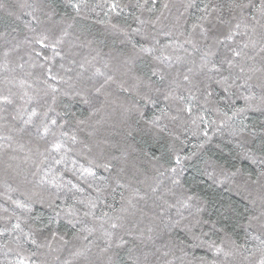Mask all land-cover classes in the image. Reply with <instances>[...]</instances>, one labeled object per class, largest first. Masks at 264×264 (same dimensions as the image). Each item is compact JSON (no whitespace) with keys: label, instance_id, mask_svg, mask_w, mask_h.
Wrapping results in <instances>:
<instances>
[{"label":"snow or ice","instance_id":"1","mask_svg":"<svg viewBox=\"0 0 264 264\" xmlns=\"http://www.w3.org/2000/svg\"><path fill=\"white\" fill-rule=\"evenodd\" d=\"M149 0H144V3L137 4V8L141 14H133V19L136 22V27L131 25L111 24L110 27L123 35L128 44H130V53L122 60L114 57L117 61L115 66L109 71H101L95 67V57L88 59L87 57L80 63L79 67L82 71L77 72L75 78L71 75H59L53 72V61L59 57L61 61L66 59L67 54L62 55L63 46L66 44V37L70 35L69 29L77 18L84 15L87 4L80 2H71L69 6L72 9V14H63L59 20L55 19L56 10L51 4L34 3L30 4L27 0H23L19 4L20 9H31L26 15L31 17L24 22V27L30 35L26 36L24 43L29 46V61L19 64V73L16 67H11L8 63L0 65L6 73L3 80H0V86L8 87L9 85L17 86L18 92L8 95L0 94V113H7L8 108H12L11 120L13 123L9 127V131L20 134V140L15 141L16 147L12 148L15 152L17 149L23 150L25 144L21 142L25 136L29 137L27 152L23 156L24 163H31L35 170H16V176L21 179V183L31 184L25 195L29 199H33V203H48L52 207L57 216H60L64 210L57 211L56 206L51 197L57 195L62 189L61 183L58 182L57 176L51 173L43 172L42 166L49 163L61 165L66 163L67 151L66 145H82L81 151L77 155H85L88 157L89 167L76 169L74 174L79 173L80 177H90L92 183H89V188L94 189L99 195L96 199L81 200L79 203L86 204L87 210L84 211L83 217H74V210L69 206L67 213L69 216V224L76 229L74 239L77 240L78 246H73L68 251V257L60 261L58 253L59 249L54 246L55 242H62V245L69 244V240L65 235H61L56 231H52L49 237L38 240L35 235L29 230L25 231L19 223L12 225V231L8 233L9 239L5 240L0 247L9 248L10 251L15 250L18 258L15 264H26L24 258L25 253L29 257H38L39 255L52 256L53 261L57 264H117L113 255H109L113 248L119 249L129 243L125 237H131L133 241L142 243L154 242L153 233L159 230L163 233L164 229L177 227L181 220L187 219L181 216L179 220H173L171 216H167L165 210L161 206L159 213H154L149 217V223L146 228L134 230L126 226L130 223L129 216L135 217L136 213H140L141 217H147L145 210L140 207L141 201H147L150 196L156 197L157 200L162 199V195H158L160 186L155 187L149 185L150 191H141L139 187H135L132 179L129 178L125 182L126 170L124 167H117L114 161L119 163L126 161L127 151L118 144H111L107 140H94L93 143H87L80 140L79 132L83 131L81 126L88 125L89 122L96 117L104 109L108 103L109 93L106 91L107 86L115 85L117 89L134 94L136 100L130 105H121L125 113L135 112L137 115L136 124H143L144 131H153L156 133H167L173 136L174 140H180L179 136H174L168 130L165 120L175 121L177 116H169V106L174 105L177 112H186L189 117H192L191 123L197 128L203 123L204 135L207 137V129L215 124V121L208 122L204 120V116L210 111H220L217 105L224 101L232 105L231 116L227 113H222L226 119L222 121L221 127H230L231 124L239 117L248 113L250 110L260 109L264 111V0H227L225 5L217 0H208L207 3H199L198 0H186L182 5L185 11L193 10L195 18L190 24L183 26V30H178L175 39H170L169 43L162 44L152 31H149V26L153 29L161 21L163 9L169 8V3L163 4L160 15L155 19L142 18L143 11L152 12V8H148ZM155 5L157 0H151ZM0 4V7H3ZM104 6V5H98ZM110 11L119 15L117 9L120 8L118 0L108 5ZM46 10V11H45ZM44 13L47 16V21L41 20L37 13ZM225 13L227 18H225ZM20 19V16H17ZM233 22H235L233 24ZM107 23V21L103 22ZM175 27V26H174ZM166 38L172 37V32L163 33ZM139 37V40L135 38ZM73 45L68 44L69 52ZM191 49V50H189ZM15 49H13L14 51ZM51 52V56L48 52ZM180 53H183L181 55ZM146 54L151 57L154 62L150 71V75L141 76L133 72L132 66L136 63V59ZM9 52L4 53L7 58ZM43 58L44 63H40ZM69 63H75L70 60ZM29 69L39 67L43 71L36 75L30 70H26L25 65ZM86 65H91L94 71L90 76L84 77ZM64 70V73H70L72 69L65 68L61 63L59 66ZM105 69L109 65L105 63ZM96 77H102L103 82L92 84L91 89L88 87H77L78 84H84L86 81H92ZM98 84V86H97ZM66 85L67 87H62ZM219 89V93L217 92ZM259 89V93L256 92ZM95 95H92V93ZM222 93V94H220ZM219 95V100L215 97ZM100 96L104 99L101 100ZM69 99L79 98L91 111L88 116L81 119L76 117L74 113H70V104H62L61 98ZM233 97L237 100H243L242 107H235ZM203 100V104L198 107L197 102ZM211 106V107H209ZM158 108V112L153 109ZM152 112L149 115V112ZM75 120V125L70 126V119ZM0 116V119H3ZM0 127H8V125H0ZM247 126L241 125L238 128L232 129L234 135H241L246 132ZM90 137L93 132L88 133ZM127 135L131 137L132 131H128ZM247 135L255 136L254 131L247 132ZM35 138L32 142L31 138ZM60 137L63 139L56 143ZM0 139L5 141H13L12 136H2ZM183 143V141H180ZM54 144V147H46ZM105 145L109 148L120 151V156L111 154L105 150ZM11 147V144L8 145ZM44 148L41 151V148ZM131 147V145H129ZM196 147L203 148L201 143ZM94 149L95 151L94 153ZM170 152L174 155V166L161 171L156 168V175L163 177L165 172H170L171 183L179 184L176 178L178 172L182 169L184 161L191 159L196 153L193 152L190 156H182L179 150H175L174 146H170ZM65 152L58 159L52 153ZM16 156H9V159H17ZM161 157L153 155V161H159ZM238 159L248 161L256 165V179H252L251 172H243L241 168H235L234 171L228 172L221 166L222 174H225V179L228 177H236L238 175H246L248 181L256 184L264 180V156L257 159L256 154L251 150L244 149L238 154ZM103 169L107 176H98L92 168ZM209 175H213L209 173ZM31 177V179H29ZM143 184L145 181H138ZM220 183H224L221 180ZM76 191H80L75 185L72 186ZM55 191H52V190ZM112 189H120L119 200H116L113 195V203L107 204L110 211H104L99 216L95 214L93 209H96L97 203H104L101 200L102 194ZM9 191L15 189L9 188ZM239 191V189H238ZM47 193L49 199L45 201L44 194ZM11 200L16 209L21 210V214L32 212V208L21 200L13 199L10 195L6 196ZM191 199V197H189ZM261 211L257 215H248L246 219L247 228H256L261 234H264V196L260 197ZM167 203V201H165ZM251 203L255 204V200ZM119 204V207L115 205ZM172 207V205H168ZM8 213L7 208L0 209ZM200 211V209H197ZM21 214H17L14 210L9 214L8 219L12 216L19 221L22 218ZM88 218H91V224H88ZM203 223H215L214 221H204ZM78 225H84L78 227ZM163 226V227H161ZM100 240L103 246L95 243V240ZM260 241L255 252L259 253L258 264H264V239L260 236L254 237ZM180 245L184 241L179 242ZM233 249L240 251L244 248L243 245L236 244L231 241ZM15 246L13 249L12 246ZM26 245H31L27 248ZM209 249H214L216 254H220L223 250L215 244L209 243ZM96 247L97 252L92 253V248ZM174 243L169 240L164 244L155 247L152 253L144 252L142 256H137L132 259L131 264H149V256L156 255L157 260L162 264H174L175 260H179L180 264H191L190 261H185L183 257H176L172 248ZM162 248H168V251L161 252ZM47 249V253L43 250ZM183 256L188 253L184 248L179 249ZM246 251V250H245ZM255 252H249L248 256L243 259L249 260ZM159 254V255H157ZM225 256L231 255V252H224ZM172 256V259L167 257ZM196 259V258H193ZM200 264H205V258L200 257ZM40 264H49L45 259L40 261ZM207 264H215V260L207 262Z\"/></svg>","mask_w":264,"mask_h":264},{"label":"trees","instance_id":"2","mask_svg":"<svg viewBox=\"0 0 264 264\" xmlns=\"http://www.w3.org/2000/svg\"><path fill=\"white\" fill-rule=\"evenodd\" d=\"M23 0H0V65L8 63L11 67H17L25 61H29L30 48L24 43L26 36L30 35L24 27V22L31 19L26 15L31 9H20L19 4ZM28 3H44L51 4L55 7V19L67 13L72 14V9L69 6L70 0H27ZM71 2H80L87 4L88 7L84 11L82 17L77 18L69 29L70 35L66 37V44L63 46L62 55L67 54L63 61L59 57L52 62L53 72L59 75H71L75 78L76 73L82 71L79 67L80 63L87 57L91 59L95 57L94 65L101 69V71H109L112 69L117 61L113 59L118 57L123 59L130 53V44L125 40V37L120 33L114 31L110 25H131L136 27V22L133 19V14L140 15V10L136 7L137 4L144 3V0H118L120 8L117 9L119 15L110 11L108 5L113 0H71ZM166 0H157L153 5L149 0L147 7L152 8V12L143 11L142 18L155 19L160 15L163 4ZM186 0H167L169 3L168 9H163V16L161 21L153 29L149 26V31L159 39L162 44L169 43L170 39H175L178 30H183V26L190 24L195 18L193 10L185 11L182 5ZM199 3H207L208 0H198ZM225 5L227 0H217ZM104 5V6H98ZM46 11V10H45ZM41 20L47 21V16L44 13L38 12ZM20 16V19H17ZM225 18L227 14L225 13ZM107 21V23H103ZM235 22H233L234 24ZM175 26V27H174ZM171 31L172 37L166 38L163 33ZM139 40V37L135 38ZM71 43L73 47L69 52L68 44ZM13 49H15L13 51ZM191 50V49H189ZM9 52L7 58L4 57L5 52ZM183 55V53H180ZM51 56V52H48ZM74 60L75 63H69ZM40 63H44L43 58ZM63 63L65 68H70L72 71L65 74L64 70L59 66ZM105 63L109 65L108 69L104 68ZM151 57L142 54L136 59V63L132 66L133 72L137 75H150L153 66ZM26 70L32 71L39 75L43 70L39 67L29 69L25 65ZM84 77H88L94 71L91 65H86ZM6 73L3 68H0V80H3ZM103 82L102 77H96L92 81H86L84 84H78L77 87H88L91 89L92 84L96 82ZM67 87L66 85H61ZM98 86V84H97ZM18 92V87L9 85L8 87L0 86V94L8 95ZM106 91L110 94L108 103L98 114L94 117L88 125L81 126L83 131L79 132V138L87 143H93L94 140H107L111 144H118L127 151L126 161L119 163L113 162L116 166L124 167L126 170L125 182L129 178L135 187H139L141 191H150L149 185L155 187L160 186L158 195H162V199L157 200L156 197L150 196L147 201H141L142 207L147 213V217H141L140 213H136L135 217L129 216L130 223L126 226L138 230L146 228L149 223V217L154 213L161 211V206L166 212L167 216H171L173 220H179L181 216L187 219L181 220L180 225L164 229L163 233L159 230L153 233L154 242L142 243L140 241H133L131 237H125L129 243L122 248H113L109 255H114L117 264H131L132 259L137 256H142L144 252L152 253L155 247L171 240L175 247L172 251L176 257H183L185 261H190L191 264H200V257L205 258V264L209 261L215 260V264H258L259 253L255 249L259 246L260 241L254 237L260 236L264 239V234H261L256 228H247L246 219L248 215H257L261 211L260 197L264 196V180L252 184L248 181L246 175H238L234 178L228 177L225 179V174L221 172V166L228 172L234 171L235 168H241L243 172H251L252 179H256L257 167L248 161H241L238 159V154L244 149L251 150L256 154L257 159L264 156V111L260 109L250 110L248 113L237 118L230 127H221L222 121L226 119L222 113H227L231 116L232 105L221 101L217 107L220 111L210 110L205 116L204 120L215 124L207 129V137L204 135L203 123L197 128L191 123L192 117H189L186 112H177L174 105L169 106L168 115L177 116V120H165L168 130L174 136H179L180 140H174L173 136L167 133H156L153 131H144L143 124H136L137 115L135 112L125 113L121 105L130 106L135 100L136 96L127 92H123L116 88L115 85L107 86ZM219 93V89H217ZM259 93V89H256ZM222 94V93H220ZM92 95H95L93 92ZM103 100L104 97L100 96ZM219 100V95L215 97ZM235 102V107H242L243 100L232 98ZM62 104H70V113H74L76 117L81 119L88 116L91 109L85 105L79 98L69 99L67 97L61 98ZM203 104V100L197 102V107ZM211 107V106H209ZM158 112V108L153 109ZM12 108H8L7 113H0L3 119H0V125H8V127H0V137L12 136L13 141H5L0 139V209L7 208L9 211L5 213L0 211V245L9 239L8 233L12 231V225L19 223L25 231H31L38 240H43L44 237H49L52 231H56L69 240V244L62 245V242H55L54 246L59 249L58 253L60 261L68 257V251L73 246H78V241L74 239L76 229L69 224V216L67 210L72 206L75 211L74 217H83L84 211L87 210L86 204H81L79 201L93 199L95 200L99 195L94 189L89 188V183H92L90 177H80L79 173L74 174L76 169L87 168L88 157L85 155H77L81 151L82 145H66L67 151L66 163L55 165L49 163L43 165V173H51L57 176V180L62 185L59 193L50 199L56 206V210H64L60 216L48 203H33V199H29L25 193L32 188L31 184L25 185L21 183V179L16 176V170H35L31 163H24L23 156L27 152L29 144V137L25 136L21 142L25 144L23 150L17 149L13 152L12 148L16 147L15 141L20 140V134L9 131V127L13 122L11 120ZM152 112H149L151 115ZM70 126L75 125V120L69 117ZM246 125L247 129L244 134L234 135L232 129L238 128L241 125ZM92 131L93 136L90 137L88 133ZM128 131H132L133 135L129 137ZM254 131L255 136L247 135V132ZM35 142V138H31ZM63 137L56 140L59 143ZM180 141H183L181 143ZM203 143V148H197L196 145ZM11 144V147L8 145ZM131 145V147H129ZM54 144L46 147H54ZM170 146H174L175 150H179L182 156H190L193 152L196 154L191 156V159L184 161L182 169L177 174L179 184L173 185L171 183V173L165 172L163 177L156 175V168L164 171L167 168L174 166V155L170 152ZM107 152L120 156V151L104 146ZM44 148H41L43 151ZM97 151L94 149V153ZM57 159L65 152L52 153ZM161 157L159 161H153L151 157ZM9 156H16L17 159H9ZM98 176H107L103 169L92 168ZM212 173L213 175H209ZM31 179V177H29ZM224 180V183H220ZM138 181H145L143 184ZM75 185L80 191H76L72 186ZM9 188L15 191H9ZM239 189V191H238ZM52 191H55L54 189ZM120 189L115 192L112 189L106 190L101 200L104 203H97L96 209H93L95 214L99 216L104 211H110L107 204L113 203V195L116 200H119ZM11 196L13 199L26 202L31 208L32 212L21 214L20 209L12 204L6 196ZM45 201L49 199L47 193L44 194ZM191 197V199H189ZM255 200V204L251 203ZM167 201V203H165ZM172 205V207H168ZM119 207V204L115 205ZM200 209V211H197ZM16 211L21 214L22 218L18 221L15 216L10 219L6 218L10 213ZM204 221H214L215 223H203ZM88 224H91V218H88ZM84 225H78L83 227ZM163 227V226H161ZM95 240V237H93ZM184 241L183 245L179 242ZM231 241H235L238 245H243L244 248L240 251L233 249ZM215 242L223 251L216 254L214 249H209L208 244ZM96 244L103 246L102 241L95 240ZM31 248V245H26ZM188 253L186 257L179 250L180 248ZM14 249L15 246L13 245ZM168 248H162L161 252L168 251ZM246 250V251H245ZM47 249L43 252L47 253ZM97 248H92V253L95 254ZM224 252H231L233 254L225 256ZM249 252H255L249 260L243 259L248 256ZM159 255V254H157ZM18 255L15 250L10 251L9 248L0 247V264H15ZM26 264H40V261L48 260L49 264H57L53 261L52 256L39 255L38 257H29L25 253L24 256ZM196 258V259H193ZM157 260L156 255L149 256V264H162ZM167 259H172L170 255ZM174 264H180L179 260H175Z\"/></svg>","mask_w":264,"mask_h":264}]
</instances>
